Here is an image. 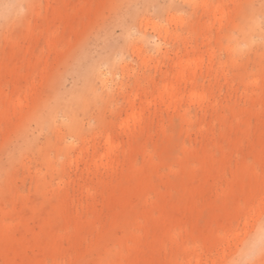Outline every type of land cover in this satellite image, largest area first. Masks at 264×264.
<instances>
[{"label":"rangeland","instance_id":"1","mask_svg":"<svg viewBox=\"0 0 264 264\" xmlns=\"http://www.w3.org/2000/svg\"><path fill=\"white\" fill-rule=\"evenodd\" d=\"M137 184L138 256L110 264L236 261L264 215V0H2L0 206L60 202L73 261Z\"/></svg>","mask_w":264,"mask_h":264},{"label":"bare ground","instance_id":"2","mask_svg":"<svg viewBox=\"0 0 264 264\" xmlns=\"http://www.w3.org/2000/svg\"><path fill=\"white\" fill-rule=\"evenodd\" d=\"M122 18L116 21L120 23ZM97 72L98 68L94 63L91 64L89 71L84 70L83 72L85 86L89 89L92 88L91 76ZM105 79L109 81L108 77ZM65 111V116L70 121L75 120V114L70 105H67ZM49 113L51 123L54 124V109L50 107ZM138 178L142 180V175L140 174ZM15 196V192L10 193L12 203L10 209L0 206V264H46L47 258L54 259L55 257H61L65 264L68 262L70 264H110L109 255L117 258L124 257L120 250H115V245H121L126 250L132 248L134 257L138 256V248L132 242L134 239L131 227L136 217L145 212L146 198L140 184H137L135 188H124L122 194L114 199L118 208L115 219L99 238L82 250L73 261L72 256L69 259L64 256L58 244L59 235L52 230V226L58 221L63 228L66 224L60 202L54 204L49 201L46 205L37 208L33 203H19ZM173 209L177 208L173 207ZM48 210L56 212V215L52 217L48 214ZM157 210L160 211V231L154 236V241L165 236V224L170 222L175 214V210L168 212L162 206H158ZM236 242L241 244L242 248L233 264H242L245 260L248 264H264V215L243 243L237 236ZM225 252L227 249H223L220 254ZM127 264L143 263L132 258L127 261Z\"/></svg>","mask_w":264,"mask_h":264}]
</instances>
